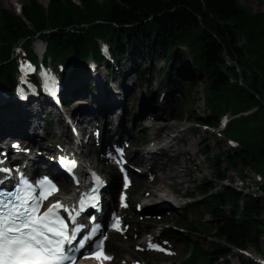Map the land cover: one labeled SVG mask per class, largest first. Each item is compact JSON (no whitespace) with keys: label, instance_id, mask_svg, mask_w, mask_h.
<instances>
[{"label":"trees","instance_id":"16d2710c","mask_svg":"<svg viewBox=\"0 0 264 264\" xmlns=\"http://www.w3.org/2000/svg\"><path fill=\"white\" fill-rule=\"evenodd\" d=\"M204 2L205 8L199 0H48L46 6L29 0L22 5L20 15L0 9V90L12 95L18 61L36 62L33 43L40 41L45 45L44 64L58 63L55 71L66 89L87 69L89 60L104 62L106 70L114 73L120 69L114 70L113 61L138 54L141 62L153 57L164 62L158 73L165 76L164 85L178 94L176 112L195 125L220 129L222 116L255 109L250 115L229 120L219 130L220 136L236 143L230 151L212 154L204 146L200 150L213 170L215 185L203 179L196 186V195L191 196L192 200L200 199L188 203L186 210L200 207L209 218L194 223L177 221L181 227L213 239L204 247L191 242L190 252L180 264H216L219 260L230 264L227 257L233 250L260 253V237L264 235V184L256 198L220 185L231 179L224 174L227 170L238 177L244 169L260 176L264 173V12L253 13L239 0ZM193 12L200 15L201 25ZM227 20L233 21L241 35L230 32ZM238 37L244 38L240 46ZM101 43L107 46L109 60L102 57ZM21 45L25 54L14 58V49ZM184 55L205 78L200 88L206 108L203 114L188 102V83L193 76L182 60ZM226 58L241 68L240 80L236 68L226 65ZM130 65L136 76L147 82L149 70L134 61ZM30 80L37 83L35 78ZM73 92L65 91L64 105ZM155 102L148 104L152 113ZM7 104L10 108L11 103ZM108 176L118 179L111 173Z\"/></svg>","mask_w":264,"mask_h":264},{"label":"rangeland","instance_id":"374dc122","mask_svg":"<svg viewBox=\"0 0 264 264\" xmlns=\"http://www.w3.org/2000/svg\"><path fill=\"white\" fill-rule=\"evenodd\" d=\"M28 1L29 0H10V4L0 1V9H3L9 14L20 15V8ZM36 1L40 5L46 6L48 0ZM73 1L76 2L77 0ZM239 2L247 10L253 13L264 12V2L259 3L254 0H239ZM43 45L44 44L40 41H35L33 43L34 49ZM18 55L19 54L13 53L14 58L18 57ZM185 56L186 55H184V57ZM139 57L138 54H135L134 56L127 55L123 59L113 61L114 70H117V68L120 69L114 71V73L107 71L99 64L97 67L95 66L89 69V60L87 69L82 71L78 77L74 78L70 82L69 87L74 89L73 94L76 92L80 93L82 95V100L85 96L89 98L96 96L97 94H92L90 91H87V89H90L88 87L92 82H87L85 84L82 81V77L85 74L94 75L95 72L104 76L106 87L111 84L112 90L117 91L116 93H120L127 85L131 87V89L124 94L127 95L124 110L126 116L125 127L128 129L129 133L128 136L118 141V143L113 142L112 146L120 148L126 147L127 149L128 165L125 167L130 179L128 185L129 196L131 198H137H135L132 203L128 204L127 208L123 211V220L121 221L122 232L119 234L111 233L104 241V248L111 255V260L108 264H123V259L128 260L129 264H180L190 252L191 242H196L198 245L204 247L205 244L213 240L208 235H201L196 230L185 229L177 224V221L182 220L187 223H194L196 221H201V219L206 220L209 218L206 212L200 207H197V209H194L193 211L186 210V205L188 203H191L192 201L196 203L197 200L200 199L198 197H193L194 200H192L191 196L196 195V186L202 183L203 179L207 180L211 185H215L213 170L204 158L205 153L200 152V150L204 146L205 151L212 154H218L219 150L225 152L230 151V148L226 143V138L224 139L220 136L218 130L210 128L207 130L205 126H198L185 120V116L181 112L177 114L176 99L178 98V94L173 90L170 91L164 85L165 81L163 79L165 76L162 77L158 73L160 69L164 68V62L162 60H157L154 57L149 60V62H141V58ZM184 57L182 60L184 63L187 62L191 71L190 74L193 76V80L188 83V102L193 110L203 114V112L206 111V108L202 103L200 88L201 83L204 82L205 78L204 76L197 74L189 58L187 56ZM132 61L137 64H143L141 66H144L149 70V72L145 74L147 82L135 76L136 74L133 67L130 65ZM57 64L58 63L52 64L54 69ZM126 74L129 76L127 75L128 78L124 79ZM169 77L172 78L173 76ZM166 93H170L171 95L168 97L166 96L167 98H165ZM153 95H156L155 98ZM65 97L66 96H59V99L61 100L59 102V107L63 115L62 117L63 120H69L70 124L72 123V125H74L75 119L73 115H76L77 109L85 106L87 101H82L81 103L80 100L76 101L77 97H72L68 101V106L65 107L63 103V100L65 102ZM8 99L0 95V107L3 112H16L17 114H20V112L24 110L29 114L37 113L40 115L39 127L44 131L42 135L45 134L48 140L54 138L56 140L55 143L60 142L62 145H65V143L68 142L63 135L64 129L60 130L56 125V123L58 125L61 123L62 125L63 121L60 119L58 120L59 117H55L45 104L34 107L35 103H28L25 106L32 105L31 108L24 106L19 109L13 104L10 108H6L9 106L7 103H9L10 100L8 101ZM141 99L143 101L142 107H140ZM153 100H156V102L153 104L154 108L152 113L148 108V104L153 102ZM23 101L29 102L28 99ZM164 110H166V114L163 113ZM97 124L95 126H89L91 137L89 143L86 142V134L82 136L78 131V136L75 141L80 146H84L86 149L88 148L90 150V162H92L91 168H95L96 171L101 170L105 175L104 178L110 179L108 174L111 173L117 175V172L108 165V162L103 159L102 154L98 153L103 123L101 121L98 125ZM171 124H176L177 129L170 131L169 125ZM184 130V143L190 144V150L191 153H193L192 162L190 164L186 163L187 169L191 175L186 174V177H182V180L184 181L183 185H175L177 191L182 195L176 196L174 193L169 195V198L173 200L174 205L172 204V206L170 205L168 207L155 208L152 204L148 205L147 193H144L141 188L138 189L137 186L141 180H150L152 178L149 174L142 178L135 176L143 172L146 166L144 162H139V156H141V154L144 155L149 149L157 148L161 144H164L167 135L174 136L177 135L178 132ZM200 143L201 145H199ZM217 144L218 147H216ZM177 161L182 162L183 158L179 157ZM172 166L175 165L173 164ZM245 173H249V170ZM224 174L226 177H231L230 182H233L237 178L233 172L228 170L224 172ZM228 183L229 182L224 179L220 185H228ZM262 183L264 184V173L260 176L259 184ZM118 185V179L113 177L109 191L116 193ZM232 186L239 187L237 181L235 184H232ZM113 187H116V189L110 190ZM154 203L155 202L153 201V204ZM151 237H154L156 243L159 244L164 241L175 244L178 248V253L170 259L161 257V253H159V255H154L153 247H149V245H141L143 239ZM121 247H126L127 249L123 250ZM259 247L260 253H256L252 249H248L246 252L233 250L232 255L228 256L227 260L230 261V264H264V235L260 237ZM216 264L224 263L219 260Z\"/></svg>","mask_w":264,"mask_h":264},{"label":"bare ground","instance_id":"6f19581e","mask_svg":"<svg viewBox=\"0 0 264 264\" xmlns=\"http://www.w3.org/2000/svg\"><path fill=\"white\" fill-rule=\"evenodd\" d=\"M0 1L10 4V0ZM199 3L203 8H205L206 3L204 0H199ZM193 13L196 21L201 25L202 22L200 15L196 12ZM226 24L230 27V32H235L237 35H241V33L234 28L232 20H227ZM213 36L219 40V37L216 34L213 33ZM238 38V42L240 40H244L243 37ZM188 44L193 46L191 40H188ZM232 62L233 61L230 60L226 63V65L230 66L232 65ZM232 66L236 68L237 73L240 71L242 78L241 68L237 65V63ZM127 75L128 74L125 75L124 79L128 78L129 75ZM82 78V81L85 84L87 82H92L90 87H88L90 89H87V91L97 95L90 98L85 96L82 100V95L80 93L76 92L73 94V97H77L76 101L80 100L81 103L82 101H87L86 105L79 107L76 111V115H73L75 121L78 122L80 133H90L89 126H95L97 123L99 124V122L102 121L103 129L101 130V137L99 141L107 146L112 145L113 142L118 143V141L128 136L129 133L128 129L125 127L126 116L124 110L127 95L124 94L126 91L128 92L131 87H129V85L126 86L125 84L126 87H124L120 93H116L117 91L112 90L111 84V87H106V80L104 76L100 75L98 72H95L94 75L85 74ZM169 95L171 94L166 93L165 98ZM59 105L60 104L52 102L49 104L48 108L51 113L55 115V117H59L58 120L60 119L63 121L62 125L64 126H62L61 123H59V125L56 123V125L60 130L64 129L63 135L68 140L65 145H62L60 142L55 143L56 140L54 138L52 140H48L45 134L42 135L44 131L41 127H39V114H29L24 110L21 111L20 114H17L16 112H3L0 107V154L1 152L4 153V155H0V168L2 162H13L16 163L15 165L18 167H21L20 165L26 163L25 171L31 177L44 174L53 179L59 180L62 188L61 192L55 196V204L59 202L63 206L65 202L70 203L73 201V197L72 195H69L70 188L68 183L62 182L60 177H58V175L62 173L59 166L60 161H62V159L66 161H70L72 159L78 163V170L68 174L65 173L70 180H73L74 174L78 177H82L83 169L86 170L85 165L91 167L92 162H90V150L76 144L75 142V139L78 136V133L74 130L76 122L72 125L69 120H63V115ZM142 105L143 101L141 99L140 107H142ZM24 106L25 105L22 107ZM25 107L31 108L32 105ZM34 107H37V105H34ZM163 113L166 114V110H164ZM175 129H177L176 124L169 125L170 131ZM184 132L185 130L178 132L177 135L174 136L167 135L166 142L164 144H161L157 148L149 149L144 155L141 154V156H139V162H144L146 166L143 172L135 176L142 178L143 176L149 174L152 177L150 180H141L139 185H137L138 189L141 188L144 193H147L148 205L152 204L155 208L168 207L170 205L172 206L174 202L169 198V195L171 193H174L176 196L182 195L177 191L175 185H183L184 181L182 180V177H186V174L191 175L187 169L186 163L190 164L193 160V153H191L190 144L184 143ZM90 139L91 137L89 135L88 140L90 141ZM76 148L79 149V154H76ZM179 157L183 158L182 162L177 161ZM173 164L175 166H172ZM247 170H249V173H245ZM237 178L232 182V184H235L237 181L239 187L233 186V188L241 193L250 194L255 198L260 197L261 192L257 186L259 177L255 172L251 169H244L242 171V176ZM111 180L112 179L110 178L107 181L108 190L111 186ZM115 189L116 187H113L110 190ZM126 198L128 204H130L137 197L131 198L129 194H126ZM153 201L155 202L154 204ZM104 213L105 211L95 214L96 221L94 224H88L87 221L83 219V225L98 230L99 226L104 223ZM149 244L156 246L153 248L154 255H159V253H161V257L166 259H170L178 253V248L171 242L164 241L159 244L156 243L154 237L143 239L141 241V245ZM121 249L124 250L127 248L121 247ZM122 263L129 264L126 259H123Z\"/></svg>","mask_w":264,"mask_h":264},{"label":"snow or ice","instance_id":"6c2138e0","mask_svg":"<svg viewBox=\"0 0 264 264\" xmlns=\"http://www.w3.org/2000/svg\"><path fill=\"white\" fill-rule=\"evenodd\" d=\"M72 166H75L74 162ZM20 183L21 187L15 189V195L12 191L0 190V264H64L65 261L74 264L72 258L65 254L72 249L65 246L73 244L78 229L71 233L68 231L58 215L63 206L57 202L40 212L42 201L57 189L44 182L42 190L33 194L26 181L21 179ZM84 246L81 241L79 247ZM149 247L156 246L149 244ZM91 258L110 259L103 253L102 242Z\"/></svg>","mask_w":264,"mask_h":264},{"label":"water","instance_id":"95a60500","mask_svg":"<svg viewBox=\"0 0 264 264\" xmlns=\"http://www.w3.org/2000/svg\"><path fill=\"white\" fill-rule=\"evenodd\" d=\"M243 41H244V40H240V41L238 42V46H240V44L243 43ZM228 61H230V60L227 59V62H228ZM232 65H236V63H235V62H232ZM238 74H239L238 79H241L240 71H239ZM244 86H245V85H244ZM245 87H246V86H245ZM73 101H74V100H73ZM263 107H264V102H263Z\"/></svg>","mask_w":264,"mask_h":264}]
</instances>
